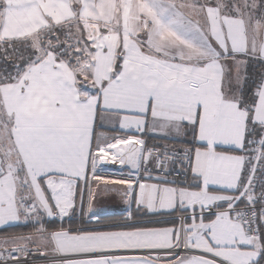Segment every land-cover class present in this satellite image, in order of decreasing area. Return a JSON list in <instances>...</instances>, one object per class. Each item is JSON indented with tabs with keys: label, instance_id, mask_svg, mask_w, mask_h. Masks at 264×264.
Here are the masks:
<instances>
[{
	"label": "snow or ice",
	"instance_id": "snow-or-ice-1",
	"mask_svg": "<svg viewBox=\"0 0 264 264\" xmlns=\"http://www.w3.org/2000/svg\"><path fill=\"white\" fill-rule=\"evenodd\" d=\"M0 264H264V0H0Z\"/></svg>",
	"mask_w": 264,
	"mask_h": 264
},
{
	"label": "crops",
	"instance_id": "crops-1",
	"mask_svg": "<svg viewBox=\"0 0 264 264\" xmlns=\"http://www.w3.org/2000/svg\"><path fill=\"white\" fill-rule=\"evenodd\" d=\"M101 203L107 205L109 209L118 214V216H122L125 214L124 209L125 205L118 195L112 196L110 198H105L101 201Z\"/></svg>",
	"mask_w": 264,
	"mask_h": 264
},
{
	"label": "trees",
	"instance_id": "trees-1",
	"mask_svg": "<svg viewBox=\"0 0 264 264\" xmlns=\"http://www.w3.org/2000/svg\"><path fill=\"white\" fill-rule=\"evenodd\" d=\"M22 230L26 231L27 228L24 227L23 225H13V226H9L6 229H3V231H9V232H11V231H22Z\"/></svg>",
	"mask_w": 264,
	"mask_h": 264
}]
</instances>
